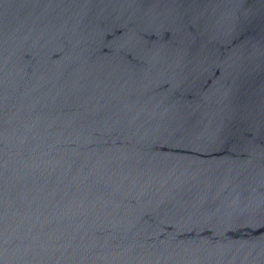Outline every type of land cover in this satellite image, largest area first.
<instances>
[{"label":"water","instance_id":"1","mask_svg":"<svg viewBox=\"0 0 264 264\" xmlns=\"http://www.w3.org/2000/svg\"><path fill=\"white\" fill-rule=\"evenodd\" d=\"M0 264H264V0H0Z\"/></svg>","mask_w":264,"mask_h":264}]
</instances>
